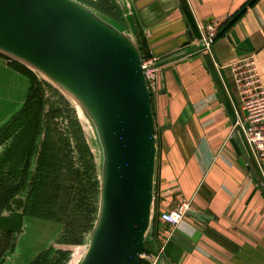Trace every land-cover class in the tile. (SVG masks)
Instances as JSON below:
<instances>
[{"label": "crops", "instance_id": "1", "mask_svg": "<svg viewBox=\"0 0 264 264\" xmlns=\"http://www.w3.org/2000/svg\"><path fill=\"white\" fill-rule=\"evenodd\" d=\"M128 1L149 54L159 60L200 46L209 22L219 31L209 50L168 61L157 72L155 218L145 253L163 247L157 264H264V179L234 126L242 112L224 67L253 56L264 87V0ZM10 61L0 55V108H6L0 126L24 104L30 88ZM182 203L204 217L187 211L176 227L161 221L162 212ZM8 260L2 264H14Z\"/></svg>", "mask_w": 264, "mask_h": 264}, {"label": "water", "instance_id": "2", "mask_svg": "<svg viewBox=\"0 0 264 264\" xmlns=\"http://www.w3.org/2000/svg\"><path fill=\"white\" fill-rule=\"evenodd\" d=\"M111 1L119 20L81 0H0V55L64 98L93 157L97 218L69 264H139L154 225L157 138L145 55L130 2ZM202 47L191 46L154 66ZM10 205L16 209L0 215V234L16 240L26 219L24 199L15 197Z\"/></svg>", "mask_w": 264, "mask_h": 264}, {"label": "trees", "instance_id": "3", "mask_svg": "<svg viewBox=\"0 0 264 264\" xmlns=\"http://www.w3.org/2000/svg\"><path fill=\"white\" fill-rule=\"evenodd\" d=\"M83 1L119 20L118 9L108 0ZM239 15L232 16L225 29ZM133 27L141 53L149 57L135 19ZM10 65L29 80L30 88L24 104L0 126V215L12 210L11 199L22 197L26 217L59 223L61 231L53 243L29 264H69L97 218L99 184L93 157L64 98L26 67L14 61ZM14 239L12 234L0 235V264L14 250Z\"/></svg>", "mask_w": 264, "mask_h": 264}, {"label": "built area", "instance_id": "4", "mask_svg": "<svg viewBox=\"0 0 264 264\" xmlns=\"http://www.w3.org/2000/svg\"><path fill=\"white\" fill-rule=\"evenodd\" d=\"M217 37V25L214 22L207 23L202 32L201 43L203 48L209 50ZM159 61L157 56L150 54L142 61L145 68L144 74L148 86L153 93L158 86L157 72L160 66H154ZM228 68L232 81L237 90L240 101L241 118H237L234 126L238 127L250 147L261 169L264 179V87L257 64L253 56H247L235 60L224 66ZM188 211L186 204H178L174 208L162 212L161 221L169 226L176 227L184 219ZM163 247L156 254H143V258L149 264H155Z\"/></svg>", "mask_w": 264, "mask_h": 264}, {"label": "rangeland", "instance_id": "5", "mask_svg": "<svg viewBox=\"0 0 264 264\" xmlns=\"http://www.w3.org/2000/svg\"><path fill=\"white\" fill-rule=\"evenodd\" d=\"M17 108L18 107H16L15 110ZM5 110V107L0 108V119L2 118V112H5ZM59 231L60 225L57 222L26 217L23 225V233L16 238L17 242L13 254H9L6 259H12L14 264H21L27 259H31L30 257H33L32 254L35 253V251H40L47 245H51L59 234ZM10 260H8V262H10Z\"/></svg>", "mask_w": 264, "mask_h": 264}, {"label": "flooded vegetation", "instance_id": "6", "mask_svg": "<svg viewBox=\"0 0 264 264\" xmlns=\"http://www.w3.org/2000/svg\"><path fill=\"white\" fill-rule=\"evenodd\" d=\"M16 208H12V210H15ZM11 211V210H10ZM9 212V211H8ZM6 213V212H5ZM4 214V213H3ZM2 215V214H1ZM2 234H5V233H2ZM0 234V235H2ZM6 234H11V233H6Z\"/></svg>", "mask_w": 264, "mask_h": 264}]
</instances>
